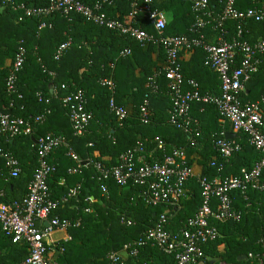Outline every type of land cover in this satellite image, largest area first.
<instances>
[{"label": "trees", "instance_id": "1", "mask_svg": "<svg viewBox=\"0 0 264 264\" xmlns=\"http://www.w3.org/2000/svg\"><path fill=\"white\" fill-rule=\"evenodd\" d=\"M2 0H0L1 2ZM16 4H32L45 7L49 0H13ZM86 6H92L103 0H77ZM111 5L104 6V12L110 18L129 26L139 27L154 33L147 20L139 15L137 20L129 18L133 0H109ZM210 5L218 8V0H209ZM236 8L244 11L249 8H264V0H236ZM154 8L167 16L165 36H192L189 29L194 22L191 4L184 0H154ZM19 13L10 8L0 12V113L8 108L10 98L6 94L5 79L9 74L20 41L24 42L26 61L18 73L17 92L21 99H14V106L9 112L19 118L44 114L45 121L32 127L31 136H16L6 140L0 138V152L10 153L20 163L21 173L16 179H9L3 163L4 176L1 180L4 194L0 204L20 203L27 194L28 185L37 168L36 139L48 133L62 136L68 146L80 160V169L76 174L69 170L77 164L68 155L67 149L60 148L53 152L49 161L56 165L55 173L48 181L53 199L66 196L70 190L77 194L70 200L73 208L62 207L54 215L59 218L79 220L76 227L68 229L69 242L59 243L63 252L56 260L57 264H110L108 255L118 253V264H174L171 256L165 255L158 248L145 246L138 248L136 256L120 255L124 247L133 244L157 223V218L165 212L162 207H150L140 195L144 187L129 185L121 188L113 181H99L100 175L95 164L110 168L118 164V158L124 152L142 143L147 150H154L152 141L160 138L166 145L164 152L171 147L188 148V167L193 170L192 155L197 154L198 172L196 176L213 180L238 176L242 168H251L260 160L259 153L249 143L246 135L236 134L234 141L240 144V151L235 153L228 164H223L213 149V142L221 138L227 129L212 106L193 104L190 116L199 124L201 138L196 148L189 147V136L168 123L171 102L168 97V80L160 72L165 64V56L160 47L142 48L137 42L125 38L113 31L97 27L81 18L72 22L54 15L46 19H24L18 22ZM44 21L50 27L39 30ZM235 22H227L229 36L234 34ZM249 34L244 39L254 42L264 40V22H249L246 25ZM210 40L217 35L210 28L203 31ZM68 39L71 44L55 60L57 48ZM130 50L129 56H121ZM186 56L180 55L179 66L186 80L199 84L202 93L218 94L219 81L215 73L205 65V54L195 49ZM9 61V65L5 63ZM160 72L159 74H157ZM111 79L115 84L114 99L118 106L125 109L127 118L118 123L108 109L110 92L100 85V81ZM159 86V92L150 95L148 101L149 123L140 122V108L149 92V83ZM65 88V89H64ZM81 90L86 99V110L91 113L87 132L83 136H74L66 109L62 106V97L66 93ZM40 93L45 102H39ZM264 95V55L258 72L246 84L240 99L243 102H257ZM264 109V104H262ZM162 152L155 151L160 157ZM87 162V163H86ZM214 163V166H211ZM22 164V166H21ZM220 164L223 167L220 169ZM60 179L62 186L57 185ZM261 181L264 183V175ZM5 182V183H4ZM107 186L104 196L100 185ZM201 188L196 179H191L186 186V197L174 213L171 231H177L187 219L193 217L202 202ZM245 200L238 192L232 194L234 209L241 213V220L236 223L212 222L217 227L219 237L203 245V264H210V259H220L227 264H254L244 260L248 254L264 255V190L248 191ZM90 199V204L84 199ZM77 210H76V208ZM90 208L86 214L84 209ZM65 210V211H64ZM131 222V225L122 223ZM0 236L9 245L11 253L19 255L15 264H22L28 254L24 244H12L0 228ZM15 255V256H16ZM21 257V258H20ZM4 264H9L5 262Z\"/></svg>", "mask_w": 264, "mask_h": 264}, {"label": "built area", "instance_id": "2", "mask_svg": "<svg viewBox=\"0 0 264 264\" xmlns=\"http://www.w3.org/2000/svg\"><path fill=\"white\" fill-rule=\"evenodd\" d=\"M35 1V0H31ZM191 4L194 22L189 29L192 36H165L164 31L168 21L166 14L154 8V0H133L129 18L134 21L142 15L154 33H149L139 27L129 26L114 20L104 12L105 5L111 1L103 0L92 6H86L77 0H49L45 7H35L32 4H16L13 0H2L0 7L10 8L19 13L18 22L24 19H46L54 15L72 22L74 18H81L97 27L113 31L125 38L137 42L142 48L148 46L160 47L165 56V64L160 72L168 80V97L171 102L168 123L189 136V147L199 145L201 131L199 124L190 116L193 104L212 106L217 111L220 121L228 123L232 133L246 135L249 143L260 155V160L251 168H242L238 176L215 178L213 180L196 176L192 168L187 165L188 148L171 147L164 152L165 143L158 137L152 141L154 150H147L142 143L124 152L118 158L116 166L105 168L95 164L100 175L99 181L111 180L121 188L135 185L144 187L140 193L144 202L150 207H162L165 212L157 218V223L147 230L141 238L133 244L124 247L130 256H136L138 248L151 246L158 248L165 255L171 256L174 264H203V245L215 241L219 237L217 227L212 222L232 221L238 223L241 213L234 209L232 194L238 192L247 200L248 191H263L264 183V95L257 102H243L246 84L255 75L264 55V40L257 39L249 42L244 39L249 34L246 25L249 22H264V8H249L239 11L236 0H218V8L210 5L209 0H184ZM235 22L234 34L228 36L227 22ZM51 26V25H50ZM42 21L38 29L50 27ZM217 32L214 40H210L203 33L205 29ZM71 40L61 44L54 56L59 60L65 50L69 48ZM195 49L205 54L206 67L216 74L220 83L219 93H202L199 84L194 80H186L178 64L180 55H185ZM130 50H125L121 56H129ZM26 61L24 42L18 43L9 74L5 79V90L10 98L8 108L0 113V138L6 140L16 136H31L32 127L45 121L44 114L30 116L27 119L13 116L9 110L14 106V99H21L17 92L18 73ZM158 72L157 74H159ZM100 85L110 92L108 109L118 123L127 118L124 108L118 106L114 99L115 84L111 79L100 81ZM149 92L145 96L140 108V122L149 123V97L159 92V86L149 83ZM65 89V88H64ZM39 102H45L37 93ZM62 106L66 109L74 136H83L87 132L92 118L86 110V99L81 90L66 93L62 97ZM227 132L221 133V138L213 142V149L223 164H228L232 156L240 151V144L234 140L225 139ZM60 148L67 149V155L77 164L69 173L76 174L80 169V160L68 146L62 136L48 133L36 139L37 168L28 185L27 194L20 203L0 204V228L11 239L12 244H24L28 254L22 264H57L50 255H60L63 249L58 248L50 234L57 229L76 227L79 220L72 221L54 215L59 209L70 205V200L77 194L76 189L66 196L53 199L48 186L50 177L56 171V165L49 161L53 152ZM155 151L162 152L160 157L154 156ZM0 159L4 162L9 179H16L21 173L19 161L10 153L0 152ZM220 164V169L223 167ZM211 166H214L212 163ZM191 179H196L201 188L202 202L195 215L177 231H171V221L174 217L167 210L180 208L186 197V186ZM100 190L107 196V186L102 183ZM0 195H2L0 193ZM90 204V199H84ZM72 205V204H71ZM73 206V205H72ZM75 207V206H74ZM76 208V207H75ZM77 210V208H76ZM91 213V209L83 210ZM123 224L131 222L122 220ZM110 264H118V253L108 255ZM244 260L254 264H264V255L248 254ZM220 264H227L221 262Z\"/></svg>", "mask_w": 264, "mask_h": 264}, {"label": "crops", "instance_id": "3", "mask_svg": "<svg viewBox=\"0 0 264 264\" xmlns=\"http://www.w3.org/2000/svg\"><path fill=\"white\" fill-rule=\"evenodd\" d=\"M188 54H185L183 56H186V58L188 57L187 56ZM9 65V61H7L5 63V66H8ZM222 123V122H221ZM222 125H224V127L227 129V133H232L231 131V128L229 126L228 123H222ZM226 133V134H227ZM234 134V133H233ZM236 139V134H235V138ZM232 139V140H234ZM188 154H187V161H188ZM198 155L197 154H194L191 156L190 159H193V172L194 174L198 175L199 172H198V163H197V159H198ZM3 161V160H2ZM22 166V164H21ZM4 168H3V163L0 162V193L4 194V186L2 185V182L1 180H3V176H4ZM5 183V182H4ZM64 184V180L63 179H60L57 183V185L59 186H62ZM73 190V189H72ZM71 191V190H70ZM3 196V195H0V197ZM68 207L70 208H73V206L70 204L68 205ZM65 211V210H64ZM70 229V228H69ZM68 229H57L55 231H53L51 234H50V237L52 239V241L55 243V244H59V243H65V242H69L70 240V236H69V233H68ZM124 252V251H123ZM16 255V254H15ZM13 255L12 256V253H11V245L8 244V242H6L4 239H2V237L0 236V264H4L5 262L9 263V264H15L18 262L19 260V255L15 256ZM50 257L56 262V260L58 259V255L56 254H53V255H50ZM21 258V257H20ZM57 263V262H56Z\"/></svg>", "mask_w": 264, "mask_h": 264}, {"label": "water", "instance_id": "4", "mask_svg": "<svg viewBox=\"0 0 264 264\" xmlns=\"http://www.w3.org/2000/svg\"><path fill=\"white\" fill-rule=\"evenodd\" d=\"M1 9H3V7H0V12H1ZM235 138V134H233V133H227L226 135H225V139H227V140H232V139H234ZM87 163V162H86ZM126 252L124 251V252H122L120 255H122V256H126ZM220 261V259H210L209 260V262H210V264H213V263H215V262H219Z\"/></svg>", "mask_w": 264, "mask_h": 264}]
</instances>
